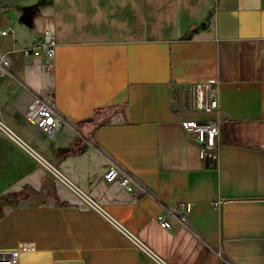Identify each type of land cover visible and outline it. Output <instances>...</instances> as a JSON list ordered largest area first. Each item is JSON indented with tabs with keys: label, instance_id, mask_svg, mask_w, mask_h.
Segmentation results:
<instances>
[{
	"label": "crops",
	"instance_id": "crops-1",
	"mask_svg": "<svg viewBox=\"0 0 264 264\" xmlns=\"http://www.w3.org/2000/svg\"><path fill=\"white\" fill-rule=\"evenodd\" d=\"M48 20L51 68L22 51ZM5 26L0 120L26 137L0 130V264H264V0H0ZM36 96L53 136L26 117ZM211 119L214 147L183 127ZM48 175L66 204L18 194Z\"/></svg>",
	"mask_w": 264,
	"mask_h": 264
},
{
	"label": "built area",
	"instance_id": "built-area-1",
	"mask_svg": "<svg viewBox=\"0 0 264 264\" xmlns=\"http://www.w3.org/2000/svg\"><path fill=\"white\" fill-rule=\"evenodd\" d=\"M13 34V28L11 26L0 27V37H7ZM55 28L52 20H48L42 30V35L34 41L29 47L22 49L23 54L30 55L34 51H42L46 56V67L51 68L55 57ZM10 52L9 50L3 49L0 44V76L8 75L11 73L10 70ZM196 108L201 110H211L216 107V99L214 91L203 84L196 85ZM26 117L29 121L33 122L40 130L53 136L55 130L59 127L61 117L56 109L42 97L36 96L30 103ZM183 127L189 133L190 136L194 137L198 142L203 144L205 147H214L217 143V135L219 134V120L211 119L205 122H194V121H183ZM0 130L11 137L14 140L16 136L7 125L0 120ZM120 169L118 165L111 164L105 172V179L107 181H114L119 179V183L122 186L129 187L131 177L129 174H122L120 176ZM163 226H168L167 221L162 220ZM129 237H132L129 235ZM135 243L143 248V246L133 239Z\"/></svg>",
	"mask_w": 264,
	"mask_h": 264
},
{
	"label": "trees",
	"instance_id": "trees-1",
	"mask_svg": "<svg viewBox=\"0 0 264 264\" xmlns=\"http://www.w3.org/2000/svg\"><path fill=\"white\" fill-rule=\"evenodd\" d=\"M82 147L80 144L79 139H75L70 145L64 148H59L57 150V159L63 157L64 155L70 153V152H79L81 151ZM48 176L45 177L43 180V184L40 191L34 192L31 189H23L20 192H18L19 195H23L26 198H28L32 203L38 204L41 201L44 200H52L55 204L64 205L66 204L63 201H59L55 194L54 184L53 180L49 182ZM40 194V196H39ZM35 195V196H34ZM1 214V211H0Z\"/></svg>",
	"mask_w": 264,
	"mask_h": 264
},
{
	"label": "rangeland",
	"instance_id": "rangeland-1",
	"mask_svg": "<svg viewBox=\"0 0 264 264\" xmlns=\"http://www.w3.org/2000/svg\"><path fill=\"white\" fill-rule=\"evenodd\" d=\"M25 3H23L22 5H24ZM146 10H147V20L149 21L152 17H155V10L154 8L151 7V5L149 4V2L146 5ZM56 28V27H55ZM119 32V31H116ZM8 126L15 132L17 133L19 136H23L26 137V133L23 131V129H21L20 127H18V125H16L15 123L9 122ZM20 136V137H21ZM149 258L152 259V257L149 255Z\"/></svg>",
	"mask_w": 264,
	"mask_h": 264
}]
</instances>
